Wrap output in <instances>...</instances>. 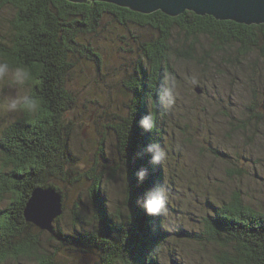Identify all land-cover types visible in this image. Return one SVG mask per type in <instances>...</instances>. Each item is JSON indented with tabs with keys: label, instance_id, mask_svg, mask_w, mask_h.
<instances>
[{
	"label": "trees",
	"instance_id": "obj_1",
	"mask_svg": "<svg viewBox=\"0 0 264 264\" xmlns=\"http://www.w3.org/2000/svg\"><path fill=\"white\" fill-rule=\"evenodd\" d=\"M6 9H12L13 13L11 17H2L9 24L11 37L7 39L8 36L1 35L0 30V55L7 57L11 63L19 61L32 66L36 75L32 91L46 99L49 112L35 121L26 116L17 119L7 125L0 136V152L5 158L4 169H0V202L6 194H10V202L0 208V264L18 261L22 256L30 257L31 253H37L38 262L35 264H58L59 252L42 247V229L26 220L25 210L35 188L43 186L53 187L63 195L65 211L64 189L51 179L62 177L66 180L71 174L68 171L71 157L64 114L72 97L66 86V77L77 53L89 59L100 58L86 37L97 33L109 15L125 26L133 23L155 30L139 44L144 62L140 63L131 78L134 79L133 90L136 91L137 84L145 102L152 101L146 112L155 113L156 122L157 114L162 110L160 84L165 83V76L178 73L175 59H191L203 67L206 61H217L219 58H226L229 62L246 60L249 52H253L258 54L257 60L264 61V23L249 25L234 20H218L190 10L177 16L160 10L142 13L99 0H0V18ZM175 34L176 40L172 44ZM256 59L252 62L247 59L246 72L249 74H244L247 79L242 82L245 87L249 84L251 89L246 113L249 110L251 119L258 123L264 121V111L258 106L263 102L262 90L250 76L254 77L256 73V80L263 84L264 76H261L263 71ZM209 73L211 69H205L204 75ZM150 84L154 90L145 93ZM133 100L137 102V95ZM132 121V124H138L137 120ZM121 125L118 123L115 126L119 134L118 149L128 165L126 190L133 200L154 185H164L167 172L161 165H150L147 155L141 159L129 154L130 135L127 132L122 137ZM243 126L246 127L247 122ZM130 132L134 134H131V139H134L136 152L148 143L159 142L155 127L144 134L139 132V126L136 130L130 128ZM140 167L150 170L142 185L137 184L134 175ZM77 180L74 178V181ZM102 187V178L96 175L89 192L95 206L92 217L96 220L90 222L83 211L82 215L76 212V206L74 223L86 224L90 231L72 236V242L77 241L79 246L84 247L83 250L92 247L99 254L102 264H165L158 258L162 241L167 238L166 230L161 227L162 217L146 215L133 200L129 219L120 222L112 219L113 225ZM63 214L56 220H60ZM204 228L203 232L183 229V234L219 243L224 250L216 255V264H264V207L257 209L247 203L240 190H234L222 205H214V213L206 217ZM49 233L57 244L56 248L61 244L70 245L66 242L70 241L68 237L64 236L61 228H55V224L54 231ZM40 245L45 249L43 254L38 252ZM170 264L189 263L175 260Z\"/></svg>",
	"mask_w": 264,
	"mask_h": 264
},
{
	"label": "rangeland",
	"instance_id": "obj_2",
	"mask_svg": "<svg viewBox=\"0 0 264 264\" xmlns=\"http://www.w3.org/2000/svg\"><path fill=\"white\" fill-rule=\"evenodd\" d=\"M3 16H13L12 9L2 11L0 18L1 35L9 39V24ZM153 33L155 30L150 26L141 27L133 23L125 26L109 15L97 33L86 37L100 58L89 59L80 53L73 56V67L66 77L72 101L64 114L71 157L68 171L71 174L66 180L62 177L51 179L64 189L65 211L54 224L68 237L70 241L66 242L70 245L61 244L56 248L50 233L40 230L43 233L40 237L42 247L59 252L58 264H102L92 247L83 250L77 241L72 242V236L90 231L86 224L74 223L76 206V212L82 215L83 211L90 222L96 220L92 217L95 206L89 197L96 175L102 178V195L107 200L111 224L114 225L112 219L118 222L128 220L129 211L134 207L136 197L131 200L126 190L128 165L119 153V134L115 126L122 124V137L129 133V154L136 155L130 128L136 130L138 124H132V120L138 121L146 114V107L152 101L145 102L137 84L136 91L133 90L134 79L131 76L144 62L139 44ZM176 35L172 37V44ZM253 54L249 52L247 58L251 62L258 57V54ZM247 59L206 61L203 67L211 69L207 75L196 61L175 59L178 73L165 76V83L160 84L161 91L166 84L170 88L174 85L176 96L174 108L165 110L162 107L155 124L159 143L167 152L161 167L167 172L164 185L169 190L170 202L168 218L162 217V220L163 223H172L171 230H166L167 238L161 240L163 243L158 256L161 263L170 264L178 260L189 264H216V255L224 248L217 242L185 235L183 229L203 232L206 217L214 213V205H222L234 190H240L246 202L257 209L264 207V121L257 123L251 119L249 110L246 113L251 96L250 85L245 87L242 82L247 79L244 74H249L246 72ZM257 61L263 71L261 76H264V61ZM255 77L256 73L254 77L250 76L262 90L263 102L258 106L264 111V84ZM150 86L145 93L154 90L153 85ZM8 91L7 87L0 86V94ZM135 95L137 102L133 100ZM23 117V114L16 113L0 114V136L7 125ZM244 122H247L246 127ZM139 132L145 133L140 127ZM4 164L5 158L0 152V169ZM74 178L78 180L74 181ZM5 196L0 208L10 202V194ZM42 247L40 245L38 250L40 254L45 252ZM36 262L37 253H31L30 257L22 256L9 264Z\"/></svg>",
	"mask_w": 264,
	"mask_h": 264
},
{
	"label": "clouds",
	"instance_id": "obj_3",
	"mask_svg": "<svg viewBox=\"0 0 264 264\" xmlns=\"http://www.w3.org/2000/svg\"><path fill=\"white\" fill-rule=\"evenodd\" d=\"M36 81L33 68L23 62L11 63L0 55V86L7 87L8 93L0 94V114H23L32 120H39L49 112L46 99L31 90ZM167 84L163 88L160 102L165 110H172L176 103V96ZM138 126L145 132H150L156 124L155 113L149 111L138 120ZM148 156V163L152 166L161 165L167 158V152L159 142L148 143L136 153L137 158ZM150 174L148 167H140L135 171L137 184H144ZM170 195L163 184L154 185L136 198V205L150 217H164L169 215ZM165 230H171L172 223H161Z\"/></svg>",
	"mask_w": 264,
	"mask_h": 264
},
{
	"label": "water",
	"instance_id": "obj_4",
	"mask_svg": "<svg viewBox=\"0 0 264 264\" xmlns=\"http://www.w3.org/2000/svg\"><path fill=\"white\" fill-rule=\"evenodd\" d=\"M86 2L88 0H69ZM96 1V0H93ZM128 7L134 11L151 13L157 9L177 16L186 10L199 15H211L220 20H234L244 24L264 23V0H99ZM64 212L63 195L53 187L35 188L27 203L25 218L37 227L54 231L55 220Z\"/></svg>",
	"mask_w": 264,
	"mask_h": 264
},
{
	"label": "bare ground",
	"instance_id": "obj_5",
	"mask_svg": "<svg viewBox=\"0 0 264 264\" xmlns=\"http://www.w3.org/2000/svg\"><path fill=\"white\" fill-rule=\"evenodd\" d=\"M197 90H199L198 88H196ZM56 227V226H55Z\"/></svg>",
	"mask_w": 264,
	"mask_h": 264
}]
</instances>
